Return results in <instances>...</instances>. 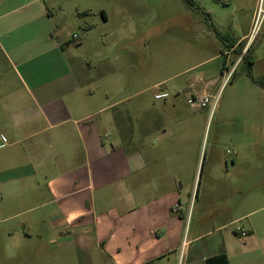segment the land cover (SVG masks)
Here are the masks:
<instances>
[{
	"label": "crops",
	"instance_id": "crops-1",
	"mask_svg": "<svg viewBox=\"0 0 264 264\" xmlns=\"http://www.w3.org/2000/svg\"><path fill=\"white\" fill-rule=\"evenodd\" d=\"M15 1L0 0V12ZM25 6L6 13L13 19L0 13V130L9 139L0 145V264H179L182 251L190 264L222 255L251 264L248 255H264V218L251 219L264 207L249 212L236 201L229 167L209 170L189 224L198 176L193 184L181 177L182 93L187 101L208 94L219 76L176 78L161 99V90L142 99L150 88L121 87L114 94L129 96L110 103L66 58L70 41L39 42L33 23L43 15Z\"/></svg>",
	"mask_w": 264,
	"mask_h": 264
},
{
	"label": "rangeland",
	"instance_id": "rangeland-1",
	"mask_svg": "<svg viewBox=\"0 0 264 264\" xmlns=\"http://www.w3.org/2000/svg\"><path fill=\"white\" fill-rule=\"evenodd\" d=\"M190 1L192 4L188 0H17L0 13L1 21L13 19L16 14L6 13L26 5L20 11L43 15L33 23L39 42L70 41L63 45L66 58H73L72 65L84 85L102 96L109 93L110 103L129 96L114 94L121 87L129 93L150 88L142 97L148 99L157 90L173 88L176 78L191 79L200 71L219 76L208 91L212 98L205 108H192L182 93L189 141L183 146L186 158L181 177L193 184L198 176L189 221L194 225L210 169H231L235 199L246 200L249 212L264 207V89L250 78V74L255 79L264 77V35L237 65L246 41L239 45L241 54L234 51L227 56L225 52L230 43H241L249 34L257 0ZM102 10L107 21L99 18ZM82 12L92 14L79 16ZM29 35L33 37V33ZM234 67L232 79L223 87ZM151 142L160 144L158 133ZM262 218V213L251 217ZM245 261L264 264V255L256 251ZM240 262L235 260V264Z\"/></svg>",
	"mask_w": 264,
	"mask_h": 264
},
{
	"label": "built area",
	"instance_id": "built-area-1",
	"mask_svg": "<svg viewBox=\"0 0 264 264\" xmlns=\"http://www.w3.org/2000/svg\"><path fill=\"white\" fill-rule=\"evenodd\" d=\"M264 35V0H257L256 1V8L254 11V15H253V20H252V25H251V30L249 32V34L245 37L244 40L241 41L240 44L245 43L244 41H246L245 45H244V50L242 52V55L240 57V59L238 60V62L236 63L238 65V63H240L244 56L247 54L249 48L258 40V38L260 36ZM74 39H77V36H74ZM235 68H233V70L227 74V76L225 77V81L223 84V87H225L230 80L233 77V73L235 72ZM161 92H163V90H161ZM169 95L167 93H161L157 96L158 99L161 98H167ZM211 95L209 94H204L201 96H191L188 100V103L190 104V106L192 108L195 109H202L207 107L210 103H211ZM9 144V139L8 137L0 130V145L1 146H7ZM231 154V152H229ZM238 232L240 233V235L242 237H246L248 235V232L246 230H244L241 227H238ZM209 259L208 258H204V262L207 264V261ZM179 264H190L187 260L186 257L184 255V252L182 251L181 257H180V262Z\"/></svg>",
	"mask_w": 264,
	"mask_h": 264
},
{
	"label": "trees",
	"instance_id": "trees-1",
	"mask_svg": "<svg viewBox=\"0 0 264 264\" xmlns=\"http://www.w3.org/2000/svg\"><path fill=\"white\" fill-rule=\"evenodd\" d=\"M190 3L191 1L188 0ZM192 4V3H191ZM236 43L232 44L231 47H234ZM237 54H241L242 52V48H239V46L235 49ZM250 54V50H248L247 54L244 56L243 60H245L248 55ZM250 78L252 79L253 83H255L256 85H258L259 87H261L262 89H264V77L262 79H255L252 77V75L250 74ZM207 264H229V260L227 258V256L222 255V256H218L215 258H210L207 261Z\"/></svg>",
	"mask_w": 264,
	"mask_h": 264
}]
</instances>
